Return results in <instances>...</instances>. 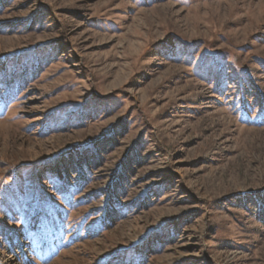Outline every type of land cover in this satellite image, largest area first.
Returning <instances> with one entry per match:
<instances>
[{
  "label": "rangeland",
  "instance_id": "1",
  "mask_svg": "<svg viewBox=\"0 0 264 264\" xmlns=\"http://www.w3.org/2000/svg\"><path fill=\"white\" fill-rule=\"evenodd\" d=\"M0 264H264V0H0Z\"/></svg>",
  "mask_w": 264,
  "mask_h": 264
}]
</instances>
